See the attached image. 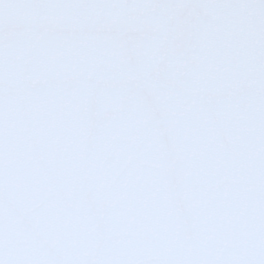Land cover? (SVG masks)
<instances>
[{"label": "snow or ice", "instance_id": "obj_1", "mask_svg": "<svg viewBox=\"0 0 264 264\" xmlns=\"http://www.w3.org/2000/svg\"><path fill=\"white\" fill-rule=\"evenodd\" d=\"M0 264H264V0H0Z\"/></svg>", "mask_w": 264, "mask_h": 264}]
</instances>
